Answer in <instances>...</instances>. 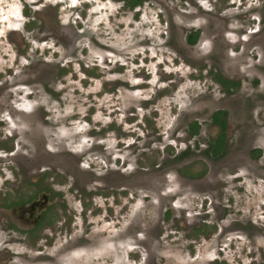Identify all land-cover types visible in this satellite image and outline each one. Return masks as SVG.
Here are the masks:
<instances>
[{"label":"rangeland","instance_id":"1","mask_svg":"<svg viewBox=\"0 0 264 264\" xmlns=\"http://www.w3.org/2000/svg\"><path fill=\"white\" fill-rule=\"evenodd\" d=\"M87 1L0 0V253L11 264H264V0H145L139 14ZM218 75L240 83L234 94ZM226 108L219 161L202 151ZM194 121L201 137L189 136ZM40 195L52 207L40 231L10 229V205Z\"/></svg>","mask_w":264,"mask_h":264},{"label":"flooded vegetation","instance_id":"2","mask_svg":"<svg viewBox=\"0 0 264 264\" xmlns=\"http://www.w3.org/2000/svg\"><path fill=\"white\" fill-rule=\"evenodd\" d=\"M68 2H72L73 0H66ZM76 2H80L81 6L83 7V9H89L87 8L88 6L86 4L92 3L91 1H87V0H74ZM144 2L145 0H123L122 1V7L125 8L126 10H129L131 12H135V14H139L140 10L142 9V7L144 6ZM94 3V2H93ZM46 8H44L45 11ZM36 13H41V8L35 11ZM46 12V11H45ZM26 14L28 15L29 12L27 11ZM27 20V25L31 26L32 24H34V20L32 18H30V16L28 17ZM81 18V17H78ZM53 19V23L56 24V19H55V15L52 16ZM1 24V21H0ZM71 24V23H69ZM68 24V25H69ZM65 25V26H68ZM63 26V25H61ZM71 28L70 29H66V33L65 34H69L70 33H74L77 34L74 31V27L71 24ZM253 34H257L259 33L260 29L258 30H253ZM235 34H241L242 32L239 31H234ZM240 32V33H239ZM245 32V31H244ZM192 34H198V39L195 42V44L191 45L189 44L188 41V37ZM78 35V34H77ZM75 35V36H77ZM202 35V31L201 30H196L195 32H192L191 34L187 35L186 38V43L190 46H195L198 44L199 42V38ZM72 37V36H71ZM102 41V40H100ZM46 50V49H45ZM46 51H49V49H47ZM98 62V61H96ZM94 66V65H92ZM99 64L95 65V67H98ZM219 76V75H218ZM218 78L217 76H215V79ZM225 77L223 75H221L220 79L224 80V82H220L219 84L222 85V87L225 89L227 94H234V92L236 91L237 87L240 85V83H237L235 81H228L226 79H224ZM217 80V79H216ZM219 81V80H218ZM226 105H230V103H227ZM230 109L226 108V109H219L214 111V113L211 116V126L213 127L212 129L217 130L216 135L212 136V138L208 141V143L206 144L205 150L202 151L203 153H205L206 155H208L209 158L214 159V160H223V159H227V156L230 155V147L228 145L229 142V138H228V130L230 128ZM194 123H197L196 126H193ZM193 126V127H192ZM201 124L198 121H194L193 123H191L188 126V133L189 136L191 138H195L200 136L201 137ZM191 147H187L184 151L181 152H177L176 155H174L172 158H174V160L179 161V160H183L186 157H188L190 155V151H192L190 149ZM173 149L169 148L166 150L167 155L170 157L171 154H173ZM262 154L261 150H253L250 153V157L253 160H257ZM166 161L162 163L166 165L168 164V159H165ZM162 168L161 166L158 167V169ZM38 200H34L31 204L29 205H23L22 203L18 204H12L8 210V214L12 215L13 220H11V226L10 229H12L14 232L17 233H21V232H26L29 235L34 234V233H38L40 231V229L42 228L43 223L46 221V215L48 213H50L52 211V207H48L50 205V195L48 196H42L40 195V197H38ZM169 217V216H168ZM167 217V219H168ZM1 221H3L1 219ZM22 225V226H21ZM25 225V226H24ZM205 231H207L208 229H210L211 227H207L205 226ZM207 235H211L210 234H206V235H200V236H192V237H187L188 239L193 240V243H200L202 240H204L205 238H209V236ZM33 237V235H32ZM211 238V237H210ZM191 255V259H196V255L194 252L190 253ZM13 259L14 257L12 256V254L8 255V252H1L0 253V264H11L13 263ZM15 262V261H14Z\"/></svg>","mask_w":264,"mask_h":264},{"label":"trees","instance_id":"3","mask_svg":"<svg viewBox=\"0 0 264 264\" xmlns=\"http://www.w3.org/2000/svg\"><path fill=\"white\" fill-rule=\"evenodd\" d=\"M197 39H198V34H192V35H190L189 37H188V43L189 44H191V45H193V44H195V42L197 41ZM218 78H217V80H219V82H224V80H221L220 79V77L221 76H217ZM197 125V123H194V125L193 126H196ZM192 126V127H193Z\"/></svg>","mask_w":264,"mask_h":264}]
</instances>
